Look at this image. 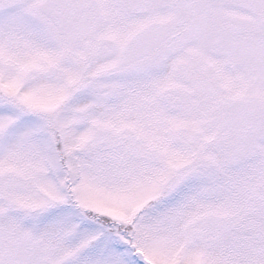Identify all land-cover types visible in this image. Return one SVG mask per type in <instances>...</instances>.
<instances>
[{
	"label": "snow or ice",
	"instance_id": "6c2138e0",
	"mask_svg": "<svg viewBox=\"0 0 264 264\" xmlns=\"http://www.w3.org/2000/svg\"><path fill=\"white\" fill-rule=\"evenodd\" d=\"M0 264H264V0H0Z\"/></svg>",
	"mask_w": 264,
	"mask_h": 264
}]
</instances>
